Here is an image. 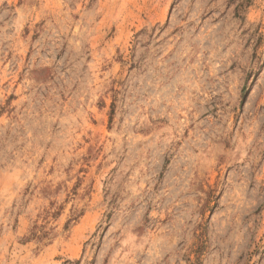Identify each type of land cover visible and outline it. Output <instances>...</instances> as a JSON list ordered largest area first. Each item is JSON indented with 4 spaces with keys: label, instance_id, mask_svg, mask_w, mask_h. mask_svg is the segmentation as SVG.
Returning a JSON list of instances; mask_svg holds the SVG:
<instances>
[{
    "label": "rangeland",
    "instance_id": "1",
    "mask_svg": "<svg viewBox=\"0 0 264 264\" xmlns=\"http://www.w3.org/2000/svg\"><path fill=\"white\" fill-rule=\"evenodd\" d=\"M0 264H264V0H0Z\"/></svg>",
    "mask_w": 264,
    "mask_h": 264
}]
</instances>
